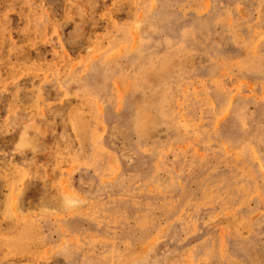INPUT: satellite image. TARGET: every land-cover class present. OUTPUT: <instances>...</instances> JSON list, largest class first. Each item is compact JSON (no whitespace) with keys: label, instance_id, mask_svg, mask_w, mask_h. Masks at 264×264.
Wrapping results in <instances>:
<instances>
[{"label":"rangeland","instance_id":"obj_1","mask_svg":"<svg viewBox=\"0 0 264 264\" xmlns=\"http://www.w3.org/2000/svg\"><path fill=\"white\" fill-rule=\"evenodd\" d=\"M0 264H264V0H0Z\"/></svg>","mask_w":264,"mask_h":264}]
</instances>
